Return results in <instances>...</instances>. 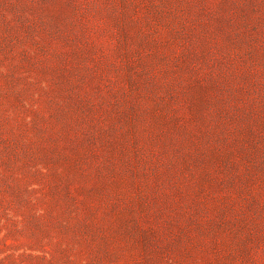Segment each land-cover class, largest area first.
<instances>
[{"label":"rangeland","instance_id":"rangeland-1","mask_svg":"<svg viewBox=\"0 0 264 264\" xmlns=\"http://www.w3.org/2000/svg\"><path fill=\"white\" fill-rule=\"evenodd\" d=\"M0 264H264V0H0Z\"/></svg>","mask_w":264,"mask_h":264}]
</instances>
